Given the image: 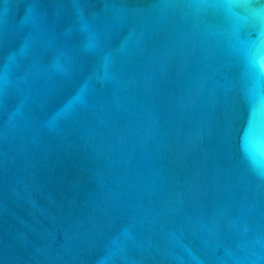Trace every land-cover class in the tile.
I'll list each match as a JSON object with an SVG mask.
<instances>
[{
  "label": "water",
  "instance_id": "95a60500",
  "mask_svg": "<svg viewBox=\"0 0 264 264\" xmlns=\"http://www.w3.org/2000/svg\"><path fill=\"white\" fill-rule=\"evenodd\" d=\"M0 264H264V0H0Z\"/></svg>",
  "mask_w": 264,
  "mask_h": 264
}]
</instances>
